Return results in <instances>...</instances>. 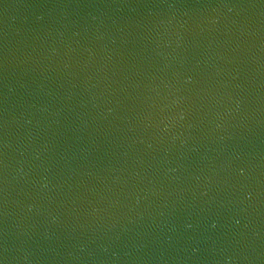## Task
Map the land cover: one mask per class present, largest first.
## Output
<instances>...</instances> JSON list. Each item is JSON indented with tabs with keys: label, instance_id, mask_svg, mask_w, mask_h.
Segmentation results:
<instances>
[{
	"label": "water",
	"instance_id": "water-1",
	"mask_svg": "<svg viewBox=\"0 0 264 264\" xmlns=\"http://www.w3.org/2000/svg\"><path fill=\"white\" fill-rule=\"evenodd\" d=\"M0 264H264V0H0Z\"/></svg>",
	"mask_w": 264,
	"mask_h": 264
}]
</instances>
